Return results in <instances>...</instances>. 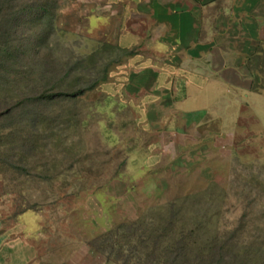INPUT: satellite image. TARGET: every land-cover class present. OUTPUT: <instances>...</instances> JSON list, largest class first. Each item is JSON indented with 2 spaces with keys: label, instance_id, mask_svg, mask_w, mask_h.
<instances>
[{
  "label": "rangeland",
  "instance_id": "374dc122",
  "mask_svg": "<svg viewBox=\"0 0 264 264\" xmlns=\"http://www.w3.org/2000/svg\"><path fill=\"white\" fill-rule=\"evenodd\" d=\"M129 5L0 0V204L116 264L225 243L229 264L264 263V161L161 129L174 116L134 60L150 54L119 45Z\"/></svg>",
  "mask_w": 264,
  "mask_h": 264
},
{
  "label": "crops",
  "instance_id": "0c3cea01",
  "mask_svg": "<svg viewBox=\"0 0 264 264\" xmlns=\"http://www.w3.org/2000/svg\"><path fill=\"white\" fill-rule=\"evenodd\" d=\"M129 2L119 45L150 54L134 60L145 81L159 82L145 97L167 100L160 114L174 116L161 129L182 132L179 146L233 148L264 161V0ZM6 210L0 204V264H116L37 209Z\"/></svg>",
  "mask_w": 264,
  "mask_h": 264
},
{
  "label": "trees",
  "instance_id": "16d2710c",
  "mask_svg": "<svg viewBox=\"0 0 264 264\" xmlns=\"http://www.w3.org/2000/svg\"><path fill=\"white\" fill-rule=\"evenodd\" d=\"M81 91L77 92V93H81ZM186 244L185 245V249L190 251L191 247L190 245ZM216 246L214 247L213 245L210 246L207 250H203L204 253L202 256L198 257V258H191V257H187V255L184 254V256H180L178 252H173L170 251L168 252V256H166L165 258V264H211L213 263V260L215 258V256H220V261L217 262L218 264H229V262H226L225 259L223 260L222 257L224 256L223 251L226 250L229 251V247L230 245L228 243H225L224 245H218L215 244ZM217 249V250H216ZM241 256L240 258H236L233 264H248L247 260H245L243 257L244 255L242 254H235V257ZM218 261V260H217ZM259 264H264V263H259Z\"/></svg>",
  "mask_w": 264,
  "mask_h": 264
}]
</instances>
